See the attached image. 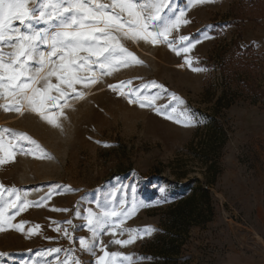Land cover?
I'll use <instances>...</instances> for the list:
<instances>
[{"label":"rangeland","instance_id":"1","mask_svg":"<svg viewBox=\"0 0 264 264\" xmlns=\"http://www.w3.org/2000/svg\"><path fill=\"white\" fill-rule=\"evenodd\" d=\"M100 2L111 4L112 0ZM28 6H34L33 0ZM181 10L188 23H182L169 39L189 37L193 44L189 52L178 56L163 41L161 47L155 48L150 42H133L114 32L141 63L129 60L127 66L106 73L93 66L96 83L88 87L76 85L84 96L77 99L72 93L66 101L71 107H63V115L60 108L51 109L58 111L62 130L27 107L22 109L23 114L0 109V129L26 134L28 139L20 144L24 152H35L34 156L18 149L14 160L0 164V184L18 190L12 198L18 195L19 205L31 202L23 210L10 209L8 192L0 196L6 229L0 232V264H57L56 255L46 251L59 248L58 232L54 230L57 226L68 231V238L80 252L79 257L75 256L83 264H96L98 257L104 255L102 249L130 257V264H152L147 249L163 231V212L188 196L190 188L205 184V167L194 151L206 131L210 109L223 92L235 102L218 119L227 130V139L215 156L216 182L208 187L212 219L203 227L190 229L176 260L177 264H220L227 251L262 254L264 0H171L169 14L179 15ZM2 51L10 53L14 49L5 45ZM186 59L191 60V66L185 63ZM182 64L184 68L177 67ZM226 74L233 80H224ZM50 80L57 83L55 77ZM120 81L131 83L115 91L109 88ZM151 82L163 85L167 92L151 87ZM37 87H45V82L40 81ZM129 88L142 90L143 96L156 97L154 106L131 105L127 101ZM121 92L125 94H118ZM172 93L185 102L180 108L188 110L191 126L166 118L176 116L171 111L177 107ZM52 95L57 93L53 91ZM7 103L0 98V104ZM157 107L163 112L155 111ZM41 151L48 157L38 158ZM110 193H114V202ZM122 202L132 215L121 228L139 229L140 233L146 228L155 231L124 247L112 242L129 239V233L121 235L120 229L109 227L94 238L85 219L89 210L100 212L113 206L119 210ZM21 222L23 231L11 227ZM118 222L111 218L112 224ZM36 225L40 226L39 232L30 234L28 229ZM112 230L116 231L115 236ZM81 237L93 241V252L79 248ZM64 258L65 253L60 252L59 260ZM115 260L116 264H129L122 257Z\"/></svg>","mask_w":264,"mask_h":264},{"label":"snow or ice","instance_id":"2","mask_svg":"<svg viewBox=\"0 0 264 264\" xmlns=\"http://www.w3.org/2000/svg\"><path fill=\"white\" fill-rule=\"evenodd\" d=\"M196 2L204 3L212 2V0H196ZM28 4L29 0H0V98L8 101L7 104H0V109L14 110L23 114L22 109L27 107L55 127H61V125L57 121V114L51 112V109L60 108V115H63V107H71L66 101L71 98L72 93H75L77 99L84 96L83 92L77 91L76 85L82 84L88 87L89 84L96 83L93 66L106 73L113 68L127 66L129 60L137 64L141 63L121 44L119 38L113 35L114 32L121 33L125 39L144 40L153 45L163 41L178 56L182 52L188 53L193 47L189 37L180 36L178 41L169 39L171 33L174 30L178 31L182 23H188L186 19H183L185 16L183 10L179 15L169 14L171 0H112L111 4L101 3L100 0H33V7H29ZM42 23L46 26L37 27ZM5 45L12 47L14 51L3 52L2 48ZM185 63L191 66L192 62L186 59ZM193 70L202 71L203 69L194 68ZM85 72L93 74L82 75ZM51 77L56 78V84L51 82ZM40 81L45 82V87H37ZM130 83V81H120L116 85H109V88L115 91ZM151 87L167 92L163 85L155 82H151ZM53 91L57 95H52ZM171 96L177 102V107L171 109L176 116L166 118L183 123V126H191L192 118L188 110L180 108L185 102L174 93ZM127 98L129 103H138L140 107L154 106L156 99V97L143 96L142 90L135 88L128 89ZM60 101L65 103L62 105ZM167 107V105L164 106V108ZM163 110V108H155L158 113ZM27 139L26 134L14 133L10 129H0V164L14 160L18 149L24 154L35 156L34 151L24 152L23 145L20 144L21 140ZM36 149L39 150L38 145ZM44 157H48V154L41 151L38 158ZM161 191L163 192V189ZM5 192L9 194L8 208L23 210L24 207L31 206L29 201H24L23 206L19 205L17 202L20 197L17 195L12 198L18 190L6 189L0 184V196H3ZM109 195L114 202V193ZM51 210L67 211V209L55 208ZM16 215H19V211ZM131 215L132 212L125 209L122 202L119 210L115 206L102 209L100 212L89 210L85 219L94 238L98 232L103 233L109 227L120 229L121 235L128 232L129 239L112 241L124 247L133 243L135 239L143 238V235H149L155 231L153 228H146L143 233H140L139 229L121 228V224ZM111 218H117L119 222L112 224ZM4 223L5 210L4 205L0 203V232L6 230ZM53 223L58 224V222ZM67 223L71 224V221ZM11 227L17 231H23L24 222L12 224ZM39 230L40 226L36 225L35 228L28 229V232L34 235ZM54 230L63 231L68 237L66 229L57 226ZM137 233L140 234L134 235ZM111 234L115 236L116 231L112 230ZM94 247L92 240L86 237L79 239L81 250L93 252ZM102 250L104 255L98 257L96 264H116L117 257H122L130 264V257L118 252L108 253ZM46 251L48 255H56L57 264H83L71 248H51ZM61 251L65 253L62 261L59 260ZM105 257L110 259L106 260Z\"/></svg>","mask_w":264,"mask_h":264},{"label":"trees","instance_id":"3","mask_svg":"<svg viewBox=\"0 0 264 264\" xmlns=\"http://www.w3.org/2000/svg\"><path fill=\"white\" fill-rule=\"evenodd\" d=\"M234 45L239 48L238 42H234ZM220 68L224 74L225 68L222 63ZM227 75H224V80L230 79V75ZM234 102L235 99L223 92L210 109L206 131L199 139L198 148L194 151L195 155L202 159L205 167V184L190 188L188 196L178 200L163 212V231L155 237L154 243L147 249L153 259L152 264H177L176 256L188 237L190 229L203 227L211 221L213 203L208 187L216 182L218 158L215 156H218L227 139V130L218 119L222 111L228 110Z\"/></svg>","mask_w":264,"mask_h":264},{"label":"crops","instance_id":"4","mask_svg":"<svg viewBox=\"0 0 264 264\" xmlns=\"http://www.w3.org/2000/svg\"><path fill=\"white\" fill-rule=\"evenodd\" d=\"M220 264H264V250L258 256L248 251H227Z\"/></svg>","mask_w":264,"mask_h":264},{"label":"built area","instance_id":"5","mask_svg":"<svg viewBox=\"0 0 264 264\" xmlns=\"http://www.w3.org/2000/svg\"><path fill=\"white\" fill-rule=\"evenodd\" d=\"M61 229H63L62 227H60ZM57 246H59V248L61 249H73L74 253L77 257L80 256V252L77 250L76 246L73 244L72 240H70L68 237H66L64 235V232H58V242H57ZM63 252V251H61Z\"/></svg>","mask_w":264,"mask_h":264},{"label":"bare ground","instance_id":"6","mask_svg":"<svg viewBox=\"0 0 264 264\" xmlns=\"http://www.w3.org/2000/svg\"><path fill=\"white\" fill-rule=\"evenodd\" d=\"M134 42V41H133ZM150 44L152 45V46H154L155 48H159V47H161L162 45H163V43H162V41L161 42H158L157 44H155V45H153L151 42H150ZM145 54V53H144ZM143 54V55H144ZM146 56H149L148 54H145ZM151 57V56H150ZM153 58V57H152ZM155 59V58H154ZM157 60V59H156ZM177 67H179V68H184L185 67V65H178ZM128 101V100H127ZM131 105H134L135 103H130ZM130 105V106H131ZM57 113V115H58V111L56 112Z\"/></svg>","mask_w":264,"mask_h":264}]
</instances>
